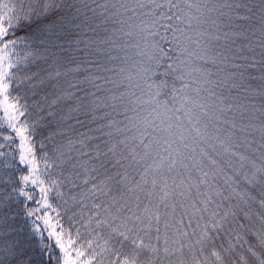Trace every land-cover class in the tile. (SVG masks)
<instances>
[{
    "label": "snow or ice",
    "instance_id": "obj_1",
    "mask_svg": "<svg viewBox=\"0 0 264 264\" xmlns=\"http://www.w3.org/2000/svg\"><path fill=\"white\" fill-rule=\"evenodd\" d=\"M0 264H264V0H0Z\"/></svg>",
    "mask_w": 264,
    "mask_h": 264
}]
</instances>
